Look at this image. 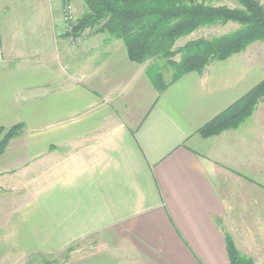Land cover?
<instances>
[{
	"label": "crops",
	"instance_id": "1",
	"mask_svg": "<svg viewBox=\"0 0 264 264\" xmlns=\"http://www.w3.org/2000/svg\"><path fill=\"white\" fill-rule=\"evenodd\" d=\"M62 10L0 0V127L23 125L0 156L2 254L229 264V238L256 264L246 241L264 239V100L235 130L198 131L264 80V59L245 50L159 94L122 42L64 34Z\"/></svg>",
	"mask_w": 264,
	"mask_h": 264
},
{
	"label": "trees",
	"instance_id": "2",
	"mask_svg": "<svg viewBox=\"0 0 264 264\" xmlns=\"http://www.w3.org/2000/svg\"><path fill=\"white\" fill-rule=\"evenodd\" d=\"M232 1L235 8L207 4L204 0H82L86 13L77 18L68 35L79 38L85 30L95 29L108 40L122 42L128 59L144 67L147 78L160 94L188 73L201 75L211 64L238 55L256 42L264 43V7L257 0ZM230 24L237 28L212 38L188 40L175 47L180 39L201 29ZM176 57H179L177 61ZM165 72L171 73L169 82L164 79ZM263 100L264 80L202 127L198 134L209 138L237 129ZM22 131L21 124L0 127V156ZM226 247L229 264H254L239 254L229 238Z\"/></svg>",
	"mask_w": 264,
	"mask_h": 264
},
{
	"label": "rangeland",
	"instance_id": "3",
	"mask_svg": "<svg viewBox=\"0 0 264 264\" xmlns=\"http://www.w3.org/2000/svg\"><path fill=\"white\" fill-rule=\"evenodd\" d=\"M257 1L264 7V0H257ZM204 2H206L207 4H211V5H224V6H227L229 8H235L236 7V4L232 0H204ZM71 4H72L73 9L75 11V17L77 18L75 5L72 3V1H71ZM236 28H237L236 25L230 24V25H227L225 27H214V28H209V29H201V30L193 33L192 35L188 36L187 38L180 39L176 43L175 47L177 48V47L182 46L188 40H193V39H198V38H212V37L220 36V35L226 34L228 32H231V31L235 30ZM71 37L73 38L74 36H71ZM74 38H77V37H74ZM77 40H79V38H77ZM246 52H247L246 56L249 57L250 59H258V62L259 61L262 62L264 59V43L256 42V43L250 45L246 49ZM178 58L179 57H176L175 60L177 61ZM164 79L166 82H169V80L171 79V73L165 72L164 73ZM232 243L234 245L233 241H232ZM255 243H257V245H254ZM234 247L239 252V250L236 248L235 245H234ZM257 251H261L262 254L261 253H259V255L255 254V252H257ZM246 252H248V253L253 252L255 254V255H253V257H254L256 264H264V239H261L259 241H257V240L255 241L253 239H250V241H246ZM2 253H3V250H0V262H3L2 264H15V261H13V259H11L10 257H6V255H3ZM239 254L245 258L247 257V256L243 255L241 252H239ZM64 257H65V253H62L61 255H58L55 258H52L51 260H55V261H58L60 263ZM253 263H254V261H253Z\"/></svg>",
	"mask_w": 264,
	"mask_h": 264
},
{
	"label": "built area",
	"instance_id": "4",
	"mask_svg": "<svg viewBox=\"0 0 264 264\" xmlns=\"http://www.w3.org/2000/svg\"><path fill=\"white\" fill-rule=\"evenodd\" d=\"M62 28L64 34H70L77 18L70 0H62Z\"/></svg>",
	"mask_w": 264,
	"mask_h": 264
}]
</instances>
